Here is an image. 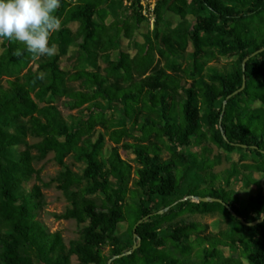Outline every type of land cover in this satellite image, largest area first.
I'll return each mask as SVG.
<instances>
[{
	"label": "trees",
	"instance_id": "16d2710c",
	"mask_svg": "<svg viewBox=\"0 0 264 264\" xmlns=\"http://www.w3.org/2000/svg\"><path fill=\"white\" fill-rule=\"evenodd\" d=\"M121 3L61 0L60 29L53 33L59 52L52 58L17 56L22 45L1 41L0 264H35V259L70 264L73 255L78 264H108L137 243L140 220V245L112 264H244L243 259L264 264V221L247 224L264 216V0H160L155 28L136 43L133 55L121 50V40L132 41L143 18L137 0L131 15L120 18L116 5ZM168 11L182 19L174 28L165 26ZM188 14L196 17L193 26ZM73 21L79 22L76 31L68 26ZM190 41L194 62L188 74L183 62L171 58L185 60ZM71 46L78 49L77 62L67 71L60 59ZM218 54L236 57L231 72L207 67ZM33 61L37 68L30 66ZM244 76L245 87L235 94ZM47 96L65 97V105L81 115L69 124ZM258 101L263 105L255 106ZM108 108L120 117L106 118ZM98 126L104 131L97 133ZM131 127L141 133L130 144L140 164L135 169L119 152ZM29 137L38 141L29 143ZM107 137L115 144L108 156ZM204 142L239 150L253 161L215 173L221 153L212 158L210 146L193 150ZM20 145L25 148L18 151ZM51 152L61 169L43 185L57 182L69 202L55 215L81 225L79 238L68 247L59 231L49 232L37 219L44 204L41 185L25 187L32 178L42 180L35 162ZM68 157L84 163L81 174ZM236 178L258 187L246 204L230 187ZM184 179L187 192L181 187ZM217 205L231 223L229 230L207 233L208 226L183 218L214 213ZM122 223L127 227L118 233ZM223 248L239 251L227 256Z\"/></svg>",
	"mask_w": 264,
	"mask_h": 264
},
{
	"label": "rangeland",
	"instance_id": "374dc122",
	"mask_svg": "<svg viewBox=\"0 0 264 264\" xmlns=\"http://www.w3.org/2000/svg\"><path fill=\"white\" fill-rule=\"evenodd\" d=\"M72 3L76 2L77 0H70ZM122 3L121 5L117 4V15L120 18H124L125 16H130L131 13L135 9V2L133 4L126 3L125 0H120ZM137 8V7H136ZM142 15V14H141ZM143 21L141 23L140 28L135 32L134 38L132 41H130L126 37H122L121 40V50L129 52L130 55H133L136 53V43H143L145 38L144 34L147 32H152L155 28L156 22L153 26H151L150 22L142 16ZM114 16L111 15L108 17L106 20L107 23H110L113 21ZM188 19V24L189 26H193L196 21V17L188 14L187 16ZM181 17L173 12L168 11L166 14V21L167 23L165 26H169L171 28L176 27L180 22H181ZM73 31H76L79 28V22L73 21L69 23L68 25ZM164 26V27H165ZM1 41L0 40V53L2 51L1 47ZM49 42L52 44H55L57 52H59V41L56 37H53V34L50 36ZM194 47L192 44V41H190L189 47L187 49V55L185 60H180L176 58H171L172 60L178 61V62H183V69L187 70L188 74L191 72L190 69H192V64H193V58L189 55L191 52H193ZM77 53L78 49L75 46H71L68 48L67 52L62 55L60 59V65L64 70H73V67L75 63L77 62ZM118 51H115L112 55L113 58H117ZM236 60V57H230L226 55H217L213 59L207 62V67H215L219 71L224 72V73H229L233 69L234 62ZM99 65L101 66V69L104 70L106 67V63L103 60H99ZM161 65H164V61L161 62ZM30 66H33L34 68H37V63L36 61H33L30 63ZM207 72V69L202 72L203 75H205ZM104 73V71H103ZM191 82V79L189 80ZM73 86L79 88L80 87V81H75L72 83ZM47 100H53V103L59 107V109L62 111L63 115L65 118L68 120L69 124H71L75 118L79 115H81L79 109H70L67 105H65V101L67 100L65 97H59V96H47ZM36 100H38L36 98ZM39 104L41 106L45 105L46 103L44 101L40 102ZM263 102L258 101L255 103V106H262ZM105 116L106 118H113L115 117L116 119L120 117V114L116 109L114 108H108L105 111ZM99 116V113L96 114ZM103 132L104 128L101 126L97 127V133ZM141 136V133L136 131L133 127H131V130L126 136L123 141L119 145V152L122 156L123 159L129 161L133 168L135 169L136 167L140 166L136 154L134 153V150L132 147H130V144L134 143L139 139ZM29 143H34L38 141L37 138L29 137L28 139ZM115 146L114 143H112L109 138H106V146H105V154L108 156L112 150V148ZM204 146H210L213 149V152L211 153V157L214 158L218 153H221V161L219 164H217L213 171L215 173H220L224 174V172L229 169L233 163H244V162H252L253 158L251 155L249 157L243 159L242 152L239 150H235L233 152H228L224 150H219L218 147L211 142H204L199 145H195L193 147V150L195 152H201L204 148ZM25 148L24 145H20L17 147L18 151H21ZM164 158L169 157V152L167 150L164 151L163 153ZM66 162L72 167L74 171H77L78 173L81 174L82 169L84 167V163L81 162H76L72 157L66 158ZM35 167L37 169H40L41 173V181H38L35 178H32L28 181L25 182V187L27 190H30L33 184L37 183L41 185V190L43 193V199H44V204L39 209L37 219L42 221L48 228L49 232H56L59 231L62 235L64 243L69 246L70 242L72 240H76L80 236V231H81V225L77 223L75 219H65V218H57L55 214H61L63 213L66 208L69 205V202L64 195L63 191L57 187V182L52 183L50 186H45L43 183H48L57 176L58 172L61 169V166L55 159V154L54 152L49 153L43 160L35 162ZM255 176L257 178H261V174L256 173ZM113 185L115 184V180H112ZM188 179H184L181 183L182 190L184 192H187L188 189ZM231 188H234L237 190L240 198L242 199L243 204L247 203V200L250 196L255 195L257 193L258 187L256 185H252L249 187H246L244 184V181L240 179H234L231 186ZM187 198V195H186ZM222 210L223 207L221 205H217V211L214 213H208V214H200V213H195V214H190L186 213L183 218L187 219L190 222H197L204 224L208 226L207 228V233L208 232H219L221 230H229L231 228V223L227 221L222 215ZM127 225L126 223H122L119 227L118 233L123 232L126 229ZM224 253L227 256L237 254L239 251L238 249H230V248H223ZM244 264H248L246 259H243ZM35 264H43L40 260L35 259ZM70 264H78V258L76 255H73L71 257Z\"/></svg>",
	"mask_w": 264,
	"mask_h": 264
},
{
	"label": "clouds",
	"instance_id": "9594fccd",
	"mask_svg": "<svg viewBox=\"0 0 264 264\" xmlns=\"http://www.w3.org/2000/svg\"><path fill=\"white\" fill-rule=\"evenodd\" d=\"M60 7L61 0H0V40L22 45L14 52L17 56L54 57L57 49L49 39L60 29Z\"/></svg>",
	"mask_w": 264,
	"mask_h": 264
},
{
	"label": "water",
	"instance_id": "95a60500",
	"mask_svg": "<svg viewBox=\"0 0 264 264\" xmlns=\"http://www.w3.org/2000/svg\"><path fill=\"white\" fill-rule=\"evenodd\" d=\"M263 50H264V48L261 49L260 51H263ZM255 54H256V53H254L253 55H255ZM248 60H249V58H246V59L244 60V62H243V66H244V68H245V65H246V63H247ZM245 84H246V80H245V76H244V83H243V86H242L239 90H237V91L235 92V94L238 93V92H240L241 90H243V88L245 87ZM230 97H231V96H229V98H230ZM229 98H228V99H229ZM226 103H227V100L224 102V106L226 105ZM262 185H263V188H264V178L262 179ZM198 199H199V200H203V201L214 200V201H217V202H222L221 199L210 198V197H203V198H202V197H199ZM160 212L163 213V211H160ZM241 220H242L243 222H245L243 218H241ZM263 221H264V216H263L261 219H259V220H256V221H254V222L247 223V224L255 225V224L260 223V222H263ZM142 222H143V220H140V221L138 222V224L136 225V227H137L140 223H142ZM136 227H135V233H134V236H135V238H137V243L134 244V246H133V248H132L131 250L126 251V252H123L122 254H119V255H115V256H113V257L108 261V264H112L114 259H117V258L123 257L124 255H128V254L132 253V252H133V251H134V250L140 245V243H141V239L137 237Z\"/></svg>",
	"mask_w": 264,
	"mask_h": 264
},
{
	"label": "built area",
	"instance_id": "2783aa9c",
	"mask_svg": "<svg viewBox=\"0 0 264 264\" xmlns=\"http://www.w3.org/2000/svg\"><path fill=\"white\" fill-rule=\"evenodd\" d=\"M160 0H137L138 9L142 16L147 18L151 26L156 22L155 8ZM126 3L133 4L135 0H125Z\"/></svg>",
	"mask_w": 264,
	"mask_h": 264
}]
</instances>
